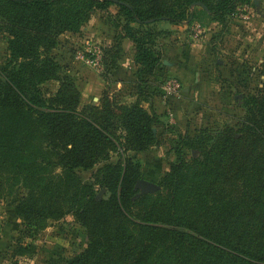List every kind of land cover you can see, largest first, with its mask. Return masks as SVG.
Masks as SVG:
<instances>
[{
  "label": "trees",
  "instance_id": "obj_1",
  "mask_svg": "<svg viewBox=\"0 0 264 264\" xmlns=\"http://www.w3.org/2000/svg\"><path fill=\"white\" fill-rule=\"evenodd\" d=\"M247 1L0 0L10 51L0 65V169L37 187L16 207L27 222L73 212L86 227L88 246L68 264H264V83L245 96L237 129L186 142L200 149L199 157L187 158L177 146L157 194L136 197L141 170L128 155L150 149L155 139L158 114L141 100L150 99L163 63L156 22L189 25L202 9L222 24ZM196 2L204 6L192 11ZM112 5L124 21L111 22V13L102 18L117 32L104 49L101 76L111 82L129 39L139 100L121 104L107 86L99 105L80 108L75 79L51 51L60 35L80 31L95 10ZM50 81L58 82L54 93L45 88ZM112 151L117 162H108ZM101 161L96 182H83L78 171ZM102 188L108 196L97 198Z\"/></svg>",
  "mask_w": 264,
  "mask_h": 264
},
{
  "label": "rangeland",
  "instance_id": "obj_2",
  "mask_svg": "<svg viewBox=\"0 0 264 264\" xmlns=\"http://www.w3.org/2000/svg\"><path fill=\"white\" fill-rule=\"evenodd\" d=\"M110 13L111 22L124 21L116 5L110 6L108 11L97 9L80 31L60 35L61 43L51 51L75 79L81 92L80 108L99 105L102 89L107 86L112 97L121 104L139 100L136 64L117 79L112 74L111 82L102 87L99 76L104 68L97 70L79 57L81 54L89 56V49L94 46H99L103 52L108 47L110 33L107 30L111 29L102 18ZM189 23L178 27L175 32L180 36L172 42L161 39L171 33L169 30L157 28L162 33L157 47L162 61L170 57L171 51L161 48V42L175 45L182 42L183 34L184 40L193 44L191 52L197 63L196 69L188 71L186 80L168 72L162 63L156 76L152 77L154 90L147 95L150 99L141 100L148 111L158 114V123L154 124L155 139L150 149L128 152L141 170L136 197L162 190L164 176L177 161L178 145L183 146L187 158L199 157L200 149L189 147L187 141L194 142L199 137L210 139L208 135L217 139L226 127L237 129L239 119L246 111L245 96L256 92L264 83V0L238 2L222 24L212 21L206 11L198 9L196 17ZM8 38L9 34L0 30V65L9 61ZM131 44L133 49L128 46L122 51L124 60L135 54L132 41ZM168 77L181 82L179 94L168 95L164 91L163 84ZM120 79L122 83L117 84L115 81ZM45 88L54 93L58 82L50 81ZM157 96L156 110L154 99ZM119 158V153L112 151L108 162H117ZM104 163L106 161L97 163L91 170H79L78 176L83 182H96V175ZM142 181L152 182L155 187L144 190ZM32 189L37 187L27 186L22 179L16 180L8 168L0 169V264H68L88 246L87 229L76 221L73 212L59 219L42 221L41 217L27 222L17 214L16 207ZM102 196H108L105 188L97 192V198Z\"/></svg>",
  "mask_w": 264,
  "mask_h": 264
},
{
  "label": "crops",
  "instance_id": "obj_3",
  "mask_svg": "<svg viewBox=\"0 0 264 264\" xmlns=\"http://www.w3.org/2000/svg\"><path fill=\"white\" fill-rule=\"evenodd\" d=\"M181 26L183 27L185 25H174V24H171L165 20L158 21L155 24L156 28H165L171 32L170 34L162 36V38H161L163 41H167L169 39V42H172L173 40L177 39L176 37L180 36V35L176 36V35H178V32H175V31H178L177 30L178 27H181ZM109 28L111 30H109V29L107 30V33L108 34L110 33V40L108 37V41H107L108 46H109V44H111L113 42L114 35H115L114 28L113 27H109ZM179 33L181 34V32H179ZM181 35H182V37L185 38V35H183V34H181ZM184 38L182 39V42H179V41L177 43L174 42L175 45L173 43H171L170 45H166L165 44L166 42L165 43L161 42L162 46L161 45L160 46H161V48H163L167 52L170 53V51H171V53H172V54L170 53L169 58H164V60H163V64L165 65V69L168 72H170L171 74L177 75L180 78L186 80L187 74L189 73L188 71L196 69L197 59L193 57L192 52H191L192 49L194 48L193 44L191 43L190 40H188V39L184 40ZM131 45H132L131 41L129 39H126L124 41L123 52L125 49L128 48V46L130 47V49H133V45L132 46ZM173 48L175 50L174 52L172 51ZM123 52H122L120 60L118 61V67L113 71L114 79L120 75L121 76L125 75L126 73L129 72V67L132 68L131 65H135L133 53L131 54V58H126L124 60L123 59ZM103 68H104V65H103ZM99 77L101 80V85L103 87L104 85H106V82L103 79V77L101 76V74ZM115 82L117 84H121L122 79H120V81L116 80ZM102 90H104V89H102ZM154 101H155L154 107L157 110L156 104H158V96L154 99Z\"/></svg>",
  "mask_w": 264,
  "mask_h": 264
},
{
  "label": "built area",
  "instance_id": "obj_4",
  "mask_svg": "<svg viewBox=\"0 0 264 264\" xmlns=\"http://www.w3.org/2000/svg\"><path fill=\"white\" fill-rule=\"evenodd\" d=\"M89 56L84 54L79 55L82 60H85L89 65L98 70L103 69V49L99 46H94L89 49ZM164 91L168 95L179 94L181 92V82L177 78H167L163 84Z\"/></svg>",
  "mask_w": 264,
  "mask_h": 264
},
{
  "label": "water",
  "instance_id": "obj_5",
  "mask_svg": "<svg viewBox=\"0 0 264 264\" xmlns=\"http://www.w3.org/2000/svg\"><path fill=\"white\" fill-rule=\"evenodd\" d=\"M198 5H200V6H204L203 3H201V2H196V3H194V4L192 5V11H193L194 7H195V6H198ZM95 99H97V98H95ZM141 184L143 185L144 190H151L152 188L155 187V185H154L152 182L142 181Z\"/></svg>",
  "mask_w": 264,
  "mask_h": 264
}]
</instances>
